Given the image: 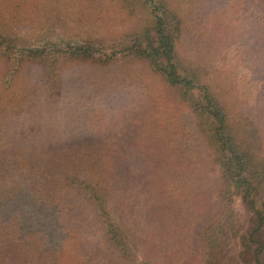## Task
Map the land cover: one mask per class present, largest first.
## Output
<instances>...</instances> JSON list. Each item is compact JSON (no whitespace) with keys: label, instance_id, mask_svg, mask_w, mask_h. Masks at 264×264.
I'll list each match as a JSON object with an SVG mask.
<instances>
[{"label":"rangeland","instance_id":"rangeland-1","mask_svg":"<svg viewBox=\"0 0 264 264\" xmlns=\"http://www.w3.org/2000/svg\"><path fill=\"white\" fill-rule=\"evenodd\" d=\"M154 1L0 0V33L61 50L49 56L60 62L57 81L43 62L12 74L0 59V264H196L202 229L223 209L217 148L199 111L144 58H71L89 37L111 44L167 11L190 91L201 97L209 86L223 123L264 156V0H163L164 10ZM70 173L111 188L117 217L134 231L126 260L111 246L105 257L104 228L86 227L90 210L61 182ZM240 196L229 263L254 264L242 241L255 213ZM181 211L186 227L177 229Z\"/></svg>","mask_w":264,"mask_h":264},{"label":"trees","instance_id":"trees-1","mask_svg":"<svg viewBox=\"0 0 264 264\" xmlns=\"http://www.w3.org/2000/svg\"><path fill=\"white\" fill-rule=\"evenodd\" d=\"M117 2L127 6L126 3L129 0H122V2L117 0ZM154 2V0H150V3ZM164 5L163 0H158V8L164 10ZM161 13L163 14H156L149 27L139 28L138 26L131 29L129 33L123 32L116 35L111 44L106 45L103 39L89 37L81 41L80 44L70 47L71 58L85 62L102 61L104 63H110L119 57L136 56L141 59L144 58L157 72L160 71L170 85L178 88L181 97L190 100L191 106L195 107L202 116L199 119L200 132L208 136L217 148V162L220 166L223 182L219 191L223 209L211 219L209 224L203 227L200 248L194 261L196 264H230L229 254H236L237 251L227 247V238L232 240L237 237L241 219L236 211L235 201L241 195L245 206L255 213L251 222L250 233L252 236L250 240L244 237L245 240L242 242L248 251H252L251 257L254 258V264H264V156L255 153L254 148L249 145L245 146L242 140L237 139L233 127L231 129L228 123H223L226 115L225 107L211 89L207 88L209 86H202L204 89H202L201 97L194 96L190 91L197 88L194 84L195 80L191 75H183L178 70L177 63L179 61L176 60L175 48L177 32L175 33L172 25L168 24L167 11H161ZM19 42L18 35L0 33V59L9 64L10 73L19 72L27 63L43 62L42 65H45V72L50 79L55 80L56 76H59L60 62L56 59V61L50 59L49 56L58 55L61 50L37 46L29 48L19 45ZM102 56L105 59H102ZM215 121H220L221 124L218 123L214 127ZM61 182L82 200L81 203L87 207L86 209L90 210L91 218L89 220L92 222L88 221L86 227L91 228L93 224H98L104 228L105 232L103 233L106 238L103 237V245L105 246L103 252H105V257H108V249L111 246L114 250V256L119 255L122 260H126L131 251L127 243L130 234H134V231L130 229L129 225L126 227L125 224H122L117 217V211L113 208L110 198L111 188L105 191L101 186H96L97 183L95 184L92 179L80 177L75 173L66 174ZM13 199L14 197H9L10 202H13ZM195 207L193 215L199 209L198 205ZM188 210L190 209L188 208ZM182 217L185 219L182 211L175 213L172 217V227L185 228V225L181 226L183 224L181 223ZM42 226L46 227L47 225L42 222ZM47 235L51 234L48 233ZM9 240L12 241V239ZM142 240L143 237L136 239L135 259L138 254V245ZM234 241L236 244V240ZM9 245L8 243L5 244L6 247ZM24 245L29 246L26 243ZM144 264H149V262Z\"/></svg>","mask_w":264,"mask_h":264}]
</instances>
